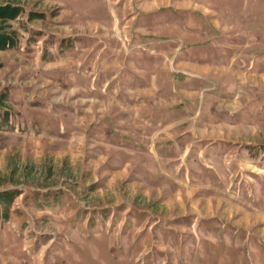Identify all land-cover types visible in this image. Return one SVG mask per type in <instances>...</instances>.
Returning <instances> with one entry per match:
<instances>
[{
	"label": "rangeland",
	"instance_id": "374dc122",
	"mask_svg": "<svg viewBox=\"0 0 264 264\" xmlns=\"http://www.w3.org/2000/svg\"><path fill=\"white\" fill-rule=\"evenodd\" d=\"M0 7V264H264V0Z\"/></svg>",
	"mask_w": 264,
	"mask_h": 264
},
{
	"label": "trees",
	"instance_id": "16d2710c",
	"mask_svg": "<svg viewBox=\"0 0 264 264\" xmlns=\"http://www.w3.org/2000/svg\"><path fill=\"white\" fill-rule=\"evenodd\" d=\"M8 8H9L10 10H12V11H15V8H12V7H9V6H8ZM2 10H8V9H7V8H1V7H0V11H2ZM8 11H9V10H8Z\"/></svg>",
	"mask_w": 264,
	"mask_h": 264
},
{
	"label": "crops",
	"instance_id": "0c3cea01",
	"mask_svg": "<svg viewBox=\"0 0 264 264\" xmlns=\"http://www.w3.org/2000/svg\"><path fill=\"white\" fill-rule=\"evenodd\" d=\"M238 125V124H237ZM233 192H236L237 189H232ZM244 222H247L246 219H244Z\"/></svg>",
	"mask_w": 264,
	"mask_h": 264
}]
</instances>
